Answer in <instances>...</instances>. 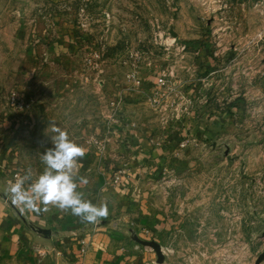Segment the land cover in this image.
Returning <instances> with one entry per match:
<instances>
[{
    "label": "rangeland",
    "instance_id": "374dc122",
    "mask_svg": "<svg viewBox=\"0 0 264 264\" xmlns=\"http://www.w3.org/2000/svg\"><path fill=\"white\" fill-rule=\"evenodd\" d=\"M52 124L85 149L82 198L126 200L146 264L134 234L163 264L264 252V0H0L3 192L44 171Z\"/></svg>",
    "mask_w": 264,
    "mask_h": 264
},
{
    "label": "crops",
    "instance_id": "0c3cea01",
    "mask_svg": "<svg viewBox=\"0 0 264 264\" xmlns=\"http://www.w3.org/2000/svg\"><path fill=\"white\" fill-rule=\"evenodd\" d=\"M8 152H0V264H146L151 258L149 252H139L136 246L131 248L126 243L128 248L124 247V221L126 211H130L124 205L126 200L120 202L111 196L105 199L102 192L95 201L91 199L94 205L106 204L108 209L107 217L95 225L82 222L70 211L47 213L39 205L41 210L33 212L14 206L2 191L6 186L4 167L12 168L17 163L14 153L9 155L11 149ZM100 181L99 188L105 185L103 179ZM83 239L89 243L85 255L81 251Z\"/></svg>",
    "mask_w": 264,
    "mask_h": 264
},
{
    "label": "clouds",
    "instance_id": "9594fccd",
    "mask_svg": "<svg viewBox=\"0 0 264 264\" xmlns=\"http://www.w3.org/2000/svg\"><path fill=\"white\" fill-rule=\"evenodd\" d=\"M51 131V147L41 154L44 171L27 188L23 176L15 182L10 181L6 191L10 194L11 203L33 212L41 210L39 205L44 206V212L53 206L64 212L70 211L86 224H98L100 218L108 215L107 205H94L76 190L78 185L74 174L77 173L78 162L85 156V149L57 125L52 124Z\"/></svg>",
    "mask_w": 264,
    "mask_h": 264
},
{
    "label": "water",
    "instance_id": "95a60500",
    "mask_svg": "<svg viewBox=\"0 0 264 264\" xmlns=\"http://www.w3.org/2000/svg\"><path fill=\"white\" fill-rule=\"evenodd\" d=\"M43 232L48 234V233H50V230H43ZM132 238L138 244L143 245V246H148V247H151L152 249H154L157 253V256H158L157 263L158 264L164 263V261H165L164 250L158 242L153 241V240L152 241L143 240L142 238H140L136 234L132 235ZM263 260H264V252L259 256V258L255 264H261Z\"/></svg>",
    "mask_w": 264,
    "mask_h": 264
},
{
    "label": "built area",
    "instance_id": "2783aa9c",
    "mask_svg": "<svg viewBox=\"0 0 264 264\" xmlns=\"http://www.w3.org/2000/svg\"><path fill=\"white\" fill-rule=\"evenodd\" d=\"M16 176H17V178H19L20 177V173L17 174ZM88 250H89V243H88V241L86 239H83L82 240V248H81L82 254L85 255L88 252Z\"/></svg>",
    "mask_w": 264,
    "mask_h": 264
}]
</instances>
